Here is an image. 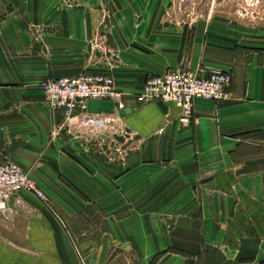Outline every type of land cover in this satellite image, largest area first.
Segmentation results:
<instances>
[{
  "label": "crops",
  "instance_id": "obj_1",
  "mask_svg": "<svg viewBox=\"0 0 264 264\" xmlns=\"http://www.w3.org/2000/svg\"><path fill=\"white\" fill-rule=\"evenodd\" d=\"M206 7L0 0V156L49 200L23 191L0 212V264H264V25ZM180 66L230 71L229 95L196 98L190 121L136 101ZM83 71L111 75L132 110L52 107L43 82Z\"/></svg>",
  "mask_w": 264,
  "mask_h": 264
},
{
  "label": "built area",
  "instance_id": "obj_2",
  "mask_svg": "<svg viewBox=\"0 0 264 264\" xmlns=\"http://www.w3.org/2000/svg\"><path fill=\"white\" fill-rule=\"evenodd\" d=\"M231 78L230 71L213 70L207 74H198L187 66H180L163 73L147 75L143 88L136 94V101H164L179 105L182 109L181 119L190 121L194 100L227 97ZM43 88L50 105L63 109L68 118L78 108H86V102L94 98L112 99L119 109L127 107L113 77L100 72L83 71L48 77L43 82ZM100 119L98 115L89 113L81 116V122L86 125H97ZM0 157V212L6 215L13 213L10 199L14 197L16 203H21L23 191L35 194L45 203L49 201L46 192L25 168L10 158L3 155Z\"/></svg>",
  "mask_w": 264,
  "mask_h": 264
},
{
  "label": "rangeland",
  "instance_id": "obj_3",
  "mask_svg": "<svg viewBox=\"0 0 264 264\" xmlns=\"http://www.w3.org/2000/svg\"><path fill=\"white\" fill-rule=\"evenodd\" d=\"M22 1L23 3H31L33 6V2L42 0H11V4L19 3ZM48 1H59L63 6H67L68 4H72V2L82 1V0H44ZM203 2L205 3L206 10H210V7L213 6L216 12H220L226 16H230L233 19H237L235 21H245L249 25H264V0H180L181 5H193L195 2ZM28 6V4H27ZM209 8V9H207ZM26 10H29L27 7ZM50 8L46 9L49 11ZM63 9V8H62ZM205 9L204 12H207ZM194 12V8H188V15Z\"/></svg>",
  "mask_w": 264,
  "mask_h": 264
},
{
  "label": "water",
  "instance_id": "obj_4",
  "mask_svg": "<svg viewBox=\"0 0 264 264\" xmlns=\"http://www.w3.org/2000/svg\"><path fill=\"white\" fill-rule=\"evenodd\" d=\"M131 110H132L131 108L126 107V108L120 109V113L124 115L125 113H129Z\"/></svg>",
  "mask_w": 264,
  "mask_h": 264
}]
</instances>
